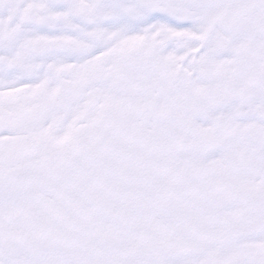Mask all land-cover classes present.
<instances>
[{"label":"snow or ice","instance_id":"6c2138e0","mask_svg":"<svg viewBox=\"0 0 264 264\" xmlns=\"http://www.w3.org/2000/svg\"><path fill=\"white\" fill-rule=\"evenodd\" d=\"M0 264H264V0H0Z\"/></svg>","mask_w":264,"mask_h":264}]
</instances>
